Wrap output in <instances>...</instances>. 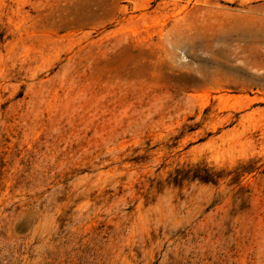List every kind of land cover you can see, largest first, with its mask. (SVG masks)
<instances>
[{
	"label": "rangeland",
	"instance_id": "1",
	"mask_svg": "<svg viewBox=\"0 0 264 264\" xmlns=\"http://www.w3.org/2000/svg\"><path fill=\"white\" fill-rule=\"evenodd\" d=\"M264 0H0V264H264Z\"/></svg>",
	"mask_w": 264,
	"mask_h": 264
},
{
	"label": "crops",
	"instance_id": "2",
	"mask_svg": "<svg viewBox=\"0 0 264 264\" xmlns=\"http://www.w3.org/2000/svg\"><path fill=\"white\" fill-rule=\"evenodd\" d=\"M261 18H264V5L262 6V14L260 16Z\"/></svg>",
	"mask_w": 264,
	"mask_h": 264
}]
</instances>
